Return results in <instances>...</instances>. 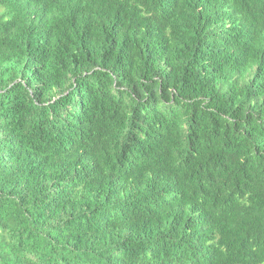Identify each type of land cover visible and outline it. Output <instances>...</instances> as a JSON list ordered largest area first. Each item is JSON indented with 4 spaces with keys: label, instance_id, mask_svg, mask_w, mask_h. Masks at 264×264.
Masks as SVG:
<instances>
[{
    "label": "trees",
    "instance_id": "trees-1",
    "mask_svg": "<svg viewBox=\"0 0 264 264\" xmlns=\"http://www.w3.org/2000/svg\"><path fill=\"white\" fill-rule=\"evenodd\" d=\"M0 264H264V0H0Z\"/></svg>",
    "mask_w": 264,
    "mask_h": 264
}]
</instances>
